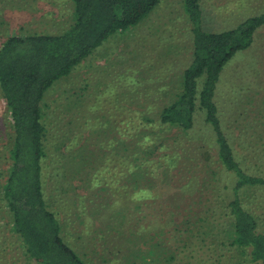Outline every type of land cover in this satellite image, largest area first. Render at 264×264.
<instances>
[{
	"label": "rangeland",
	"instance_id": "obj_1",
	"mask_svg": "<svg viewBox=\"0 0 264 264\" xmlns=\"http://www.w3.org/2000/svg\"><path fill=\"white\" fill-rule=\"evenodd\" d=\"M29 1L24 9H7L2 15L8 27L0 29V43L7 33H62L70 26V0ZM2 2L11 7L16 0H0V6ZM200 7L203 27L221 31L262 13L264 0H200ZM191 29L183 0H160L44 93V196L60 221L64 241L87 264H251L247 251L230 244L223 198L234 176L218 161L209 134L170 129V140L159 152L176 153V168L165 178L157 175L161 180L155 185L144 180L146 187L137 189L128 185V171L120 174L127 170L126 162H116L119 156H113L117 152L109 140L113 133L102 124L133 130L147 123L138 110L156 111L177 94L192 55ZM216 89L223 130L250 163L244 169L264 177V25L251 46L228 60ZM107 108L112 113L108 119ZM116 128L112 125L111 131ZM11 135L0 97V183ZM159 155L151 156L154 164L162 163ZM64 156L63 171L56 173L55 160ZM242 200L264 232V191L247 192ZM6 235L11 239V231Z\"/></svg>",
	"mask_w": 264,
	"mask_h": 264
},
{
	"label": "trees",
	"instance_id": "obj_2",
	"mask_svg": "<svg viewBox=\"0 0 264 264\" xmlns=\"http://www.w3.org/2000/svg\"><path fill=\"white\" fill-rule=\"evenodd\" d=\"M70 1L71 23L62 33H7L0 43V97L12 129L10 146L7 150L5 146L3 152L8 166L0 183V221H4L0 222V264H14V258L26 264H87L64 241L60 221L44 196L47 128L42 99L55 81L69 75L109 36L139 22L160 0ZM2 3L0 29L7 30L8 23L2 17L5 11L24 9L30 1L16 0L11 7ZM183 3L192 24L193 46L191 59L182 69L177 94L156 111L138 110L147 123L133 130L125 132L121 128L122 132L116 124H102L109 134L113 133L109 140L113 152H117L113 156H119L116 162H126L127 170H120V174L128 171V185L137 189L146 187L144 180L155 185L161 180L157 175L162 173L165 178L176 168V153L169 156L159 152L170 140V129L184 134L199 130L205 136L209 134L218 161L234 176L230 192L223 198L231 225L230 244L247 251L251 264H264V232L258 231L255 216L242 200L247 192L264 191V177L244 169L243 165L250 163L230 143L215 101L223 67L237 51L251 46L256 32L264 25V11L232 29L212 31L203 27L200 0ZM105 112L108 119L112 113L108 108ZM112 125L115 132L111 131ZM156 152L161 154L157 158L162 163L154 164L151 156ZM65 158L55 160L56 173L63 171ZM74 174L79 178V172ZM7 231H11V239ZM11 252L17 257L11 256Z\"/></svg>",
	"mask_w": 264,
	"mask_h": 264
}]
</instances>
